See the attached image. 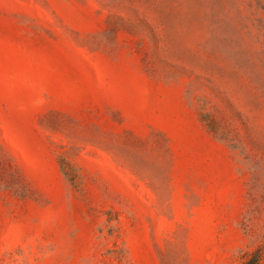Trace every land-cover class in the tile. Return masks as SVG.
Listing matches in <instances>:
<instances>
[{
    "label": "rangeland",
    "instance_id": "rangeland-1",
    "mask_svg": "<svg viewBox=\"0 0 264 264\" xmlns=\"http://www.w3.org/2000/svg\"><path fill=\"white\" fill-rule=\"evenodd\" d=\"M263 4L0 0V264H264Z\"/></svg>",
    "mask_w": 264,
    "mask_h": 264
},
{
    "label": "trees",
    "instance_id": "trees-1",
    "mask_svg": "<svg viewBox=\"0 0 264 264\" xmlns=\"http://www.w3.org/2000/svg\"><path fill=\"white\" fill-rule=\"evenodd\" d=\"M263 0H258V3H262ZM264 7V4L263 6ZM238 115H240V112H237ZM205 120L208 121V126L214 130L215 132H217L222 138L227 137L226 135H228L227 133H225L223 130H220V128L218 127V124L210 117L209 113H205L204 114Z\"/></svg>",
    "mask_w": 264,
    "mask_h": 264
}]
</instances>
